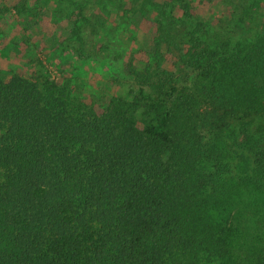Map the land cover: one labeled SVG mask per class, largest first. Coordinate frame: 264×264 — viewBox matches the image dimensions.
<instances>
[{
  "label": "trees",
  "instance_id": "trees-1",
  "mask_svg": "<svg viewBox=\"0 0 264 264\" xmlns=\"http://www.w3.org/2000/svg\"><path fill=\"white\" fill-rule=\"evenodd\" d=\"M155 24L99 111L42 67L1 72L0 264H264V34L211 47Z\"/></svg>",
  "mask_w": 264,
  "mask_h": 264
},
{
  "label": "rangeland",
  "instance_id": "rangeland-1",
  "mask_svg": "<svg viewBox=\"0 0 264 264\" xmlns=\"http://www.w3.org/2000/svg\"><path fill=\"white\" fill-rule=\"evenodd\" d=\"M157 1L167 7L149 10L146 0H0V75L26 77L42 67L56 80L70 81L74 96L99 111L133 88L127 77L133 58L138 70L150 61L141 51L158 35L157 13L168 27L181 26L188 41L194 32L202 46H235L264 34V0ZM162 51L163 69L175 73L179 53ZM241 223L252 240L258 228L246 218Z\"/></svg>",
  "mask_w": 264,
  "mask_h": 264
}]
</instances>
